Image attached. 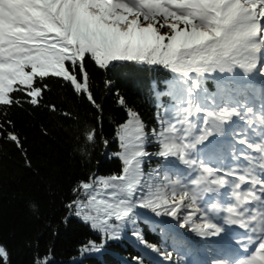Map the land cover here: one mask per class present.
I'll use <instances>...</instances> for the list:
<instances>
[{
    "label": "snow or ice",
    "instance_id": "obj_1",
    "mask_svg": "<svg viewBox=\"0 0 264 264\" xmlns=\"http://www.w3.org/2000/svg\"><path fill=\"white\" fill-rule=\"evenodd\" d=\"M125 66L164 71L157 96L168 105L152 127L117 93L122 168L78 181L66 204L100 236L81 254L131 238L142 249L136 264H264V0H0V139L23 152L12 110H58L47 102L51 77L102 114L92 68ZM86 129L85 156L97 141ZM0 264H10L4 245Z\"/></svg>",
    "mask_w": 264,
    "mask_h": 264
},
{
    "label": "trees",
    "instance_id": "obj_2",
    "mask_svg": "<svg viewBox=\"0 0 264 264\" xmlns=\"http://www.w3.org/2000/svg\"><path fill=\"white\" fill-rule=\"evenodd\" d=\"M166 78L163 71H145L139 66L111 73L92 68L93 91L103 105L102 114L54 77L49 78L47 102L57 105L56 112L28 104L12 110L11 119L23 138L24 151L0 139V245L9 250L10 264H35L37 256L45 254H50L53 264H136L134 258L141 246L131 238L112 241L101 252L81 254L79 249L85 243L100 236L79 217L69 216L66 204L78 181L93 173L114 174L122 168L116 155L115 127L124 121L125 112L117 104V93L125 94L132 107L155 127L157 114L148 103L152 88ZM108 80L111 87L106 86ZM65 111L74 118L61 114ZM86 125L97 129V141L87 145V156L82 152ZM104 138L110 141L107 146ZM150 225L142 221L140 227L150 242L158 244L160 232Z\"/></svg>",
    "mask_w": 264,
    "mask_h": 264
},
{
    "label": "bare ground",
    "instance_id": "obj_3",
    "mask_svg": "<svg viewBox=\"0 0 264 264\" xmlns=\"http://www.w3.org/2000/svg\"><path fill=\"white\" fill-rule=\"evenodd\" d=\"M131 246H137V245H131Z\"/></svg>",
    "mask_w": 264,
    "mask_h": 264
}]
</instances>
